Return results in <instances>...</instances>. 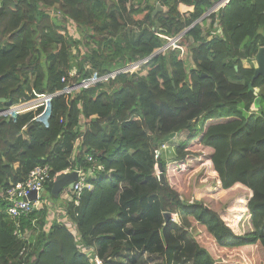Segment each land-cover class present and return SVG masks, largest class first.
Here are the masks:
<instances>
[{"label": "trees", "instance_id": "1", "mask_svg": "<svg viewBox=\"0 0 264 264\" xmlns=\"http://www.w3.org/2000/svg\"><path fill=\"white\" fill-rule=\"evenodd\" d=\"M215 1L0 0L1 108L62 90L90 74L87 63L103 75L148 57L165 43L158 33L188 29L193 63L170 50L109 84L54 98L47 122L34 119L42 108L17 121L0 117V264H96L95 255L102 264H148L144 253L163 264H239L243 258L262 264L264 76H253L264 46V0H230L209 26L196 23ZM159 3L167 10L153 14ZM180 3L194 9L181 13ZM73 68L80 77L71 75ZM181 131L190 134L175 148L176 160L186 159L200 135L213 150L220 187L250 189L252 230L236 232L220 212L184 201L171 185L156 149ZM159 162L166 183L157 175ZM96 164L104 169H93ZM43 165L50 168L44 191L52 198L53 178L70 167L87 172L93 189L83 190L79 205L68 201L61 219L44 202L12 218L6 191ZM166 213L181 221H166ZM189 217L204 232H188Z\"/></svg>", "mask_w": 264, "mask_h": 264}, {"label": "rangeland", "instance_id": "2", "mask_svg": "<svg viewBox=\"0 0 264 264\" xmlns=\"http://www.w3.org/2000/svg\"><path fill=\"white\" fill-rule=\"evenodd\" d=\"M130 6L131 5L128 4V7ZM50 13L53 16H56L57 14H53L52 12ZM57 17L61 18L60 16ZM69 28L73 34H77V32H79L78 27L73 23L69 24ZM78 36L79 35L77 34V37ZM189 41H192L191 38L188 40L184 38L178 44L181 45L182 42V46L187 49V44H189ZM83 47L87 49L86 45ZM170 50H172V48L165 51L163 54ZM153 54L154 52L151 55ZM182 57L185 60H189L190 65H193L190 59V52L188 53V56ZM243 63L246 67H250L251 65V62L248 60H244ZM254 63L257 65L256 62ZM73 72L77 73V76H79L77 68H73ZM258 91V89L255 90V92ZM252 111L258 112L259 109L256 107V105H252ZM189 134V131H181L174 137L159 145L156 149L157 156L167 162V178L169 182L180 192L184 201L188 203L200 201L208 208L220 212L225 219H228L233 224L236 232L244 233L246 231L252 230L250 214L247 209V202L251 196L250 189L242 183L235 184L229 190H224L220 187L217 175L213 170L212 164L210 163V156L213 150L211 147L206 146L201 142L200 135L192 140L188 145L187 149L189 151V155L186 157V159L183 161L176 160L175 148L187 140L189 138ZM159 163L156 165L157 175L159 174ZM68 197L69 196L66 195V191H64L60 197L58 196L56 198L50 197L49 192L47 191H43L41 193L42 201L47 205L54 206L51 208L50 213L52 215L55 214V216L60 219L62 218V210L70 199V197L69 199ZM172 218L177 222L181 221L177 214L172 215ZM186 220L188 232L192 233L193 235L204 232V227L200 223L196 222L193 218L189 217ZM210 248H213L212 244ZM258 250L262 264H264V253L260 245L258 246ZM143 259L146 260L148 264H163L161 257L158 255H148L147 253H144ZM218 261L223 262L222 258H218ZM184 264H190V260H187ZM230 264H233V262ZM239 264L250 263L247 262V260L244 261L243 258L241 261H239Z\"/></svg>", "mask_w": 264, "mask_h": 264}, {"label": "built area", "instance_id": "3", "mask_svg": "<svg viewBox=\"0 0 264 264\" xmlns=\"http://www.w3.org/2000/svg\"><path fill=\"white\" fill-rule=\"evenodd\" d=\"M229 2L230 0H216L213 5L205 12L203 17L196 21V23L203 24L205 22V27L209 26L212 23V15L216 14ZM51 12L55 14L54 11ZM217 24L218 21H216L215 27L218 26ZM187 31L188 29L176 36H169L163 33H158V35L163 40H165V44L159 47L153 55L144 58H138L134 62L128 63L121 67H117L116 69H113L109 73L103 75L99 74L96 69H93V67L89 63H87L86 69L90 70V74L88 76L80 77L79 75L80 78L76 79L72 83H68V85H66V87H64L62 90H58L54 93L36 94V96H31L29 99L16 103L15 105H11L10 107H0V117L11 118L14 121H17L19 116L42 108V111L37 114L34 119H42L43 121L47 122L51 115L53 99L56 97H60L63 95H75L76 92H79L83 89H88L101 83L109 84L112 80L116 79L121 74L137 72L141 70L144 65L149 63L151 58L155 54H163L170 48H172V50L178 49L182 56H187L188 50L182 46V42L181 45L178 44L184 39ZM215 33L222 34L221 28L217 27ZM70 73L72 76H77V73H74L73 69L70 71ZM66 80L67 78L64 77L63 81ZM88 159L90 161L93 160L92 157H89ZM93 169L103 170L104 166L96 164ZM73 170L78 171V179L74 182L72 188H66V195L70 197V199L68 197L69 201H73L76 205H79L83 190L86 188L93 189V185L87 181L88 173L82 169H73L70 167L62 172H69ZM50 178L49 166L43 165L35 167L24 181L12 184V186L6 191L7 199L10 202L7 210L12 218L20 217L22 214H27L33 209L40 207L41 203L43 202L41 199V193L44 191L45 184ZM33 194H35V197L30 198V196ZM74 226L75 225L72 224L70 225V228L72 230H75ZM89 249L84 248V251L90 254V256H93V249ZM93 261L96 264L103 263L97 255H95Z\"/></svg>", "mask_w": 264, "mask_h": 264}, {"label": "water", "instance_id": "4", "mask_svg": "<svg viewBox=\"0 0 264 264\" xmlns=\"http://www.w3.org/2000/svg\"><path fill=\"white\" fill-rule=\"evenodd\" d=\"M163 8L160 4H157L156 9L154 10L153 14L158 13L159 11H162ZM256 66H255V73L253 76V79L258 78L259 76H264V46L260 47L258 50L256 57ZM0 101H5V98H1ZM158 169H159V178L162 181V183H166V174L163 171V163L158 164ZM78 179V171L73 170L69 172H61L58 173L53 180V186L51 188V193L54 196H60L63 190L66 188H72L74 182ZM35 194L31 195L30 198H34ZM166 221L170 220L171 218V213H166Z\"/></svg>", "mask_w": 264, "mask_h": 264}, {"label": "crops", "instance_id": "5", "mask_svg": "<svg viewBox=\"0 0 264 264\" xmlns=\"http://www.w3.org/2000/svg\"><path fill=\"white\" fill-rule=\"evenodd\" d=\"M130 4V3H129ZM136 4V3H134ZM160 4V3H159ZM157 5V4H156ZM161 5V4H160ZM162 6V5H161ZM157 7V6H156ZM129 8V7H128ZM163 10L162 11H165L167 10V7L165 6H162ZM156 9V8H155ZM194 9V6L193 5H188V4H185V3H180L179 4V10L181 13H186L188 11H192ZM160 12V11H159ZM205 26H206V23H205ZM257 107V106H256ZM258 108V107H257ZM64 198V196H63ZM51 208L54 207L52 205H49Z\"/></svg>", "mask_w": 264, "mask_h": 264}, {"label": "clouds", "instance_id": "6", "mask_svg": "<svg viewBox=\"0 0 264 264\" xmlns=\"http://www.w3.org/2000/svg\"><path fill=\"white\" fill-rule=\"evenodd\" d=\"M164 44H165V43H164ZM156 50H157V49H156ZM156 50L154 51V53L156 52ZM159 54H160V53H157V54H155L154 56L159 55ZM154 56H153V57H154ZM153 57H152V58H153ZM255 62H256V61H255ZM255 66H256V65H255ZM55 177H56V176H55ZM53 180H54V179H53ZM64 191H66V189L63 190L62 193H63ZM62 193H61V194H62ZM61 194H60V195H61Z\"/></svg>", "mask_w": 264, "mask_h": 264}, {"label": "bare ground", "instance_id": "7", "mask_svg": "<svg viewBox=\"0 0 264 264\" xmlns=\"http://www.w3.org/2000/svg\"><path fill=\"white\" fill-rule=\"evenodd\" d=\"M158 176H159V174H158Z\"/></svg>", "mask_w": 264, "mask_h": 264}]
</instances>
